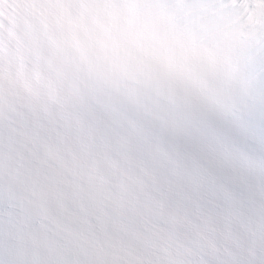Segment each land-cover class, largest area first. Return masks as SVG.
Listing matches in <instances>:
<instances>
[{"label":"snow or ice","instance_id":"1","mask_svg":"<svg viewBox=\"0 0 264 264\" xmlns=\"http://www.w3.org/2000/svg\"><path fill=\"white\" fill-rule=\"evenodd\" d=\"M0 264H264V0H0Z\"/></svg>","mask_w":264,"mask_h":264}]
</instances>
